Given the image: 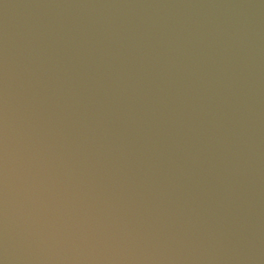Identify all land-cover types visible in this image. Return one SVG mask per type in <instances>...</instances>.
Returning <instances> with one entry per match:
<instances>
[{
  "label": "water",
  "instance_id": "95a60500",
  "mask_svg": "<svg viewBox=\"0 0 264 264\" xmlns=\"http://www.w3.org/2000/svg\"><path fill=\"white\" fill-rule=\"evenodd\" d=\"M0 264H264V0H0Z\"/></svg>",
  "mask_w": 264,
  "mask_h": 264
}]
</instances>
